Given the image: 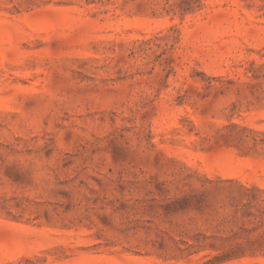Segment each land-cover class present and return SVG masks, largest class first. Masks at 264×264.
Listing matches in <instances>:
<instances>
[{
	"label": "rangeland",
	"instance_id": "rangeland-1",
	"mask_svg": "<svg viewBox=\"0 0 264 264\" xmlns=\"http://www.w3.org/2000/svg\"><path fill=\"white\" fill-rule=\"evenodd\" d=\"M0 264H264V0H0Z\"/></svg>",
	"mask_w": 264,
	"mask_h": 264
}]
</instances>
